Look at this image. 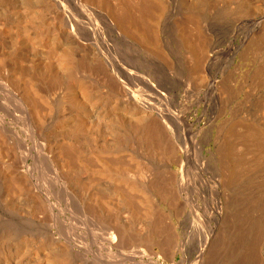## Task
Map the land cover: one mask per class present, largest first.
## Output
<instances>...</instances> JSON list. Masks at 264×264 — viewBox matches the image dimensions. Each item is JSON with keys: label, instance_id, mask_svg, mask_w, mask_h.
Listing matches in <instances>:
<instances>
[{"label": "bare ground", "instance_id": "6f19581e", "mask_svg": "<svg viewBox=\"0 0 264 264\" xmlns=\"http://www.w3.org/2000/svg\"><path fill=\"white\" fill-rule=\"evenodd\" d=\"M0 264H264V0H0Z\"/></svg>", "mask_w": 264, "mask_h": 264}, {"label": "rangeland", "instance_id": "374dc122", "mask_svg": "<svg viewBox=\"0 0 264 264\" xmlns=\"http://www.w3.org/2000/svg\"><path fill=\"white\" fill-rule=\"evenodd\" d=\"M180 257L178 256L177 259H179Z\"/></svg>", "mask_w": 264, "mask_h": 264}]
</instances>
